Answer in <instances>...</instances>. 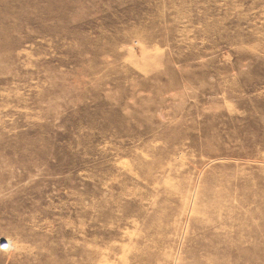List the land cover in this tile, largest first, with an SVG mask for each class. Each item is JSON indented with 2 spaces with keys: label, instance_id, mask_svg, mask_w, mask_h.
Listing matches in <instances>:
<instances>
[{
  "label": "rangeland",
  "instance_id": "rangeland-1",
  "mask_svg": "<svg viewBox=\"0 0 264 264\" xmlns=\"http://www.w3.org/2000/svg\"><path fill=\"white\" fill-rule=\"evenodd\" d=\"M0 264H264V0H0Z\"/></svg>",
  "mask_w": 264,
  "mask_h": 264
}]
</instances>
